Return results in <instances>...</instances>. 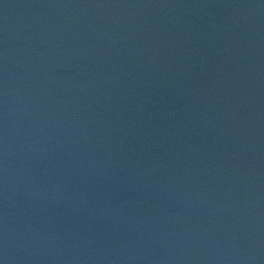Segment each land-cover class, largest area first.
<instances>
[{
    "label": "water",
    "instance_id": "obj_1",
    "mask_svg": "<svg viewBox=\"0 0 264 264\" xmlns=\"http://www.w3.org/2000/svg\"><path fill=\"white\" fill-rule=\"evenodd\" d=\"M0 264H264V0H0Z\"/></svg>",
    "mask_w": 264,
    "mask_h": 264
}]
</instances>
